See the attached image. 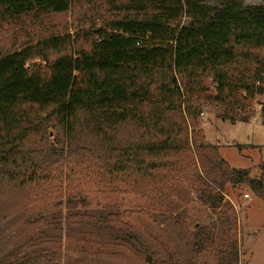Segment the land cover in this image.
Segmentation results:
<instances>
[{
  "label": "trees",
  "instance_id": "obj_1",
  "mask_svg": "<svg viewBox=\"0 0 264 264\" xmlns=\"http://www.w3.org/2000/svg\"><path fill=\"white\" fill-rule=\"evenodd\" d=\"M81 1L0 0V31ZM92 1L106 7L100 28L0 52V264H55L44 263L38 239L50 225L44 214L65 204L129 208L70 220L101 230L105 255L136 244L155 264H172L175 249L152 213L174 216L180 231L190 222L194 197L169 183L177 171L191 170L212 209H232L229 186L264 200V177L232 167L200 127L209 106L223 121L248 123L264 97V0ZM197 224L188 264L214 242ZM225 246L217 264H240L238 243Z\"/></svg>",
  "mask_w": 264,
  "mask_h": 264
},
{
  "label": "rangeland",
  "instance_id": "obj_2",
  "mask_svg": "<svg viewBox=\"0 0 264 264\" xmlns=\"http://www.w3.org/2000/svg\"><path fill=\"white\" fill-rule=\"evenodd\" d=\"M249 4H261L262 0H251ZM102 5L104 7H102ZM92 0L77 2L73 8L64 15H53L45 17L42 22L34 23L32 20L16 27H5L0 31V52L13 43H21L30 38H48L51 35L75 36L78 32L100 28L103 14L106 11L105 4ZM102 8V9H101ZM97 10L99 13H97ZM103 15V16H102ZM116 14L107 12L105 17L114 20ZM252 108L251 120L246 123L238 121L232 124L223 121L217 116V109L209 106L204 116L200 118V127L205 134V142L217 146L223 157L234 168H245L250 171L253 179L264 177V97H257ZM53 135V133H52ZM174 179L170 186L178 185L186 191H190L195 203L190 208L191 219L184 229L177 230L173 225L174 216L169 214L153 212V219L158 222L160 228L167 232L168 237L175 249L174 262L172 264H188L194 256V230L193 224L201 226L210 231L214 242L208 251H203L194 264H217L226 249V244L235 241L240 246V264H264V200L254 195L247 186H229L226 191L227 201L232 204V209H212L200 201L198 192L199 185L192 177L191 170L174 172ZM249 198H246V196ZM5 198L0 195V204ZM122 208H82L79 205L68 207L55 206L44 215L48 218L50 225L45 226L43 238H39V248L44 249L49 257L44 263L55 264H104L108 260H114L115 264H134V254L141 253L138 264H144V259L150 258L146 264H155V261L145 252L142 245L120 244L123 251L114 256L116 251L110 247L107 255L106 238L91 223L85 227L78 224L81 220L77 217L70 220L74 214H87L94 219L103 220L109 213H121ZM231 220V221H228ZM81 224V223H80ZM92 235L94 242L87 240L84 234ZM46 241V245L40 242ZM142 253H144L142 255ZM143 259V263H142ZM158 264H170L167 257Z\"/></svg>",
  "mask_w": 264,
  "mask_h": 264
},
{
  "label": "water",
  "instance_id": "obj_3",
  "mask_svg": "<svg viewBox=\"0 0 264 264\" xmlns=\"http://www.w3.org/2000/svg\"><path fill=\"white\" fill-rule=\"evenodd\" d=\"M147 262H150V258H147Z\"/></svg>",
  "mask_w": 264,
  "mask_h": 264
},
{
  "label": "built area",
  "instance_id": "obj_4",
  "mask_svg": "<svg viewBox=\"0 0 264 264\" xmlns=\"http://www.w3.org/2000/svg\"><path fill=\"white\" fill-rule=\"evenodd\" d=\"M246 198H249V196L247 195Z\"/></svg>",
  "mask_w": 264,
  "mask_h": 264
}]
</instances>
